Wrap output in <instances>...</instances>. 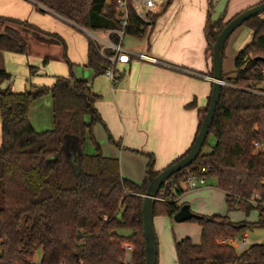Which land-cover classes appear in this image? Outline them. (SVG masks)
I'll list each match as a JSON object with an SVG mask.
<instances>
[{"label":"trees","instance_id":"trees-1","mask_svg":"<svg viewBox=\"0 0 264 264\" xmlns=\"http://www.w3.org/2000/svg\"><path fill=\"white\" fill-rule=\"evenodd\" d=\"M32 2L42 13L51 12L81 27L118 29L121 25L117 5L108 0ZM129 20L128 33L142 39L143 21L135 12H130ZM228 21L223 16L208 19L209 50ZM242 25L252 29L253 37L238 52L235 70L223 71L224 84L209 133L215 144L209 152L203 148L190 166L162 184L154 216H174L183 205L178 200L184 192L181 183L187 174L196 173L217 179L229 211L250 215L257 210L258 217L253 222L235 221L227 214L213 213L190 219L200 225L201 241L195 243L190 236L175 241L179 264H264V243H252L239 252L224 242L248 228L264 227V94L258 92L264 88V13ZM111 36L118 40L116 34ZM30 38L47 41L36 25L0 15V51L27 53ZM110 65L89 38L88 66L94 74H103ZM29 68L32 74L39 69ZM10 77L0 68V264H145L143 195L148 181L162 170L150 163L144 181L137 183L122 175L117 157L103 154L93 133L101 120L95 107L99 96L86 79L70 73L57 75L51 86L2 90L1 84ZM46 93L52 96L54 126L38 131L29 110ZM87 135L95 145L93 154L85 152ZM73 145L76 160L69 156ZM253 194H258V205L251 202ZM126 242L134 247L130 257L123 248ZM40 248L42 259L35 263Z\"/></svg>","mask_w":264,"mask_h":264},{"label":"crops","instance_id":"crops-1","mask_svg":"<svg viewBox=\"0 0 264 264\" xmlns=\"http://www.w3.org/2000/svg\"><path fill=\"white\" fill-rule=\"evenodd\" d=\"M262 1L264 0H172L158 13L159 16L143 37L145 44L142 50H136L148 52L160 62L153 63L133 57L127 63L116 65L115 71L118 75L116 81H112L104 73L95 75L93 69L88 66L89 39L87 41L81 39L80 58H76L71 55V46H68L60 33L39 26L42 23L35 13L38 15L44 13L36 8L32 0L28 2L0 0V14L26 20L39 27L47 37V41L43 42L30 38L29 51L21 53L29 55L32 52H39L37 54L42 59L43 67L28 62L27 76L21 79L18 86H15L16 80L5 65L6 60L12 57L10 52L0 51L2 59L0 68L11 74V77L1 84V89L11 88L22 92L32 84L46 85L36 83L34 80L36 77L47 75L44 67L50 61L65 60L70 66V73L86 79L92 92L99 96L95 107L100 113L101 120L94 125L93 133L103 154L117 157L120 160L122 175L142 183L150 163L154 164L155 170H163L184 154L196 138L202 112L208 105L213 88V75L210 74L213 64L212 49H208L207 36L208 19L217 20L223 16L224 20H230ZM2 5L6 7L5 12L1 9ZM54 15L74 24L59 15ZM52 34L57 35L63 42L58 41ZM72 37L77 39L74 32ZM30 65L39 67L36 74L30 73ZM56 76L53 75V83ZM193 101L196 102L195 106H188ZM31 107L30 121L36 130L41 131L34 121L35 117L30 113ZM86 120H90L89 115L86 116ZM87 138L92 142L89 135ZM1 142L0 117V145ZM85 152L93 154L96 150L92 152L85 148ZM215 183L217 184V179ZM181 185L184 192L178 197L179 204H189L195 213L213 214L212 207L202 206L201 200L211 196L214 189L221 191L225 199V193L210 184L209 178L206 185L196 190H190L186 182H182ZM194 204L197 205L195 208ZM154 225L159 247L158 264H179L175 241L184 238V235L175 237L172 242L171 216L155 215ZM200 230L202 232L201 227Z\"/></svg>","mask_w":264,"mask_h":264},{"label":"rangeland","instance_id":"rangeland-1","mask_svg":"<svg viewBox=\"0 0 264 264\" xmlns=\"http://www.w3.org/2000/svg\"><path fill=\"white\" fill-rule=\"evenodd\" d=\"M25 1L28 2V0ZM29 3L32 4L30 1ZM1 9L3 12L6 11V7L4 5H2ZM35 14H36L35 16H37L42 23V25H39L40 27L48 31L60 33L66 39L68 46L69 45L71 46V55L76 58H80L81 39L87 41V39L92 38V36L90 35V30H91L90 28L76 26L70 22H66L58 18L57 16H55L50 12L41 15L40 14L38 15L37 13ZM0 15L5 16L3 14ZM73 32L76 34L77 39H73L72 37ZM252 35H253V31L245 25L239 26L230 35L224 51V60H223L224 72L230 73L235 70V58L238 52L251 42ZM144 42H145L144 38L138 39L133 35L127 33L124 37L123 43L125 46L130 47L132 49L142 50L145 44ZM37 53L39 52L36 51V52H32V54L27 55V54L10 52L12 57L6 60L5 65L8 71L12 73L13 79L16 80L15 86H18L21 82V79H24L27 76L28 62L32 64H36L39 67H43L42 59ZM68 57L70 58L69 50H68ZM1 64H2V59L0 58V66ZM44 69L47 72V75L36 77L34 81H36V83L46 84L47 86L53 84L54 81L53 75H68L70 73V66L65 60H52L44 67ZM88 72L89 71L86 72V75H88ZM35 101H34L35 103L31 107L32 109L30 113L32 114V116L35 117L34 121L39 127L38 129L41 130L51 129L54 126L51 94L46 93L45 95H43L42 97L38 98ZM86 142H85L86 150L87 151L91 150L92 152H95L96 150L95 145L92 142H90L89 138H87ZM214 144H215V137L213 134H210L208 137V143L204 147V152H209ZM69 156L72 159L75 158L73 153L70 154ZM215 182L216 179L214 177L209 178V183L216 187L217 184ZM201 201L203 202L201 204L202 206L212 207L211 211H214L212 213L223 214V215L227 214L233 220L247 219L253 222L257 220L258 217L257 210H253L250 213V215H246L244 212L239 210L231 211V212L228 211L223 193L216 189H214L213 194L211 196L203 198V200ZM254 204L258 205L259 203L255 202ZM196 206L197 205L194 204L193 207L195 208ZM198 214H202V213H198ZM172 222H173L172 228L174 227L173 230L170 227L172 242L175 237L179 238L180 235H184L183 237L190 236L196 242L200 241L201 230L199 224L196 221L188 220L185 222H177L174 219V217H172ZM124 232L129 233V231L127 232L126 230ZM245 233L246 236L248 237V244L255 242L264 243V227H251L248 228V230ZM245 247L246 244L243 243H241L240 246L235 245V248H237L239 252L243 251ZM42 254L43 251L41 248L36 251L34 257L35 263H37L38 260H41Z\"/></svg>","mask_w":264,"mask_h":264},{"label":"water","instance_id":"water-1","mask_svg":"<svg viewBox=\"0 0 264 264\" xmlns=\"http://www.w3.org/2000/svg\"><path fill=\"white\" fill-rule=\"evenodd\" d=\"M264 13V1L256 4L246 10L240 12L235 17L230 19L221 30L215 43L211 45L212 49V69H213V88L211 92L210 102L208 104L202 124L196 135L191 149L180 159L171 163L164 168L156 177L148 181L147 189L143 195L142 206V226L145 241V264H158V240L154 225V208L158 199V194L163 183H165L173 174L182 171L190 166L193 161L202 152L206 140L210 133L215 111L217 109L221 87L224 84L223 80V60L226 42L230 35L241 26L246 20L252 16ZM72 150L76 154V148L73 145ZM76 160V157H75ZM200 215L191 210L189 204L185 203L174 214V219L177 222L188 221L192 218H197Z\"/></svg>","mask_w":264,"mask_h":264},{"label":"built area","instance_id":"built-area-1","mask_svg":"<svg viewBox=\"0 0 264 264\" xmlns=\"http://www.w3.org/2000/svg\"><path fill=\"white\" fill-rule=\"evenodd\" d=\"M168 1L169 0H108L109 3L114 2L119 9L121 20L120 28L91 29L90 35L92 36L91 39L98 46L100 54L107 58V60L111 63V65L105 70L104 74L112 81H116L117 79L118 74L115 71L116 65L119 63H127L133 57H138L144 61L153 63L160 62L157 57L149 54L148 52L133 50L125 46L123 42L130 26V12H135L137 16L143 21L145 28L143 37H145L153 25L154 17L165 9V7L168 5ZM112 34H116L118 40H114L111 36ZM258 92L264 94V88L262 90H258ZM255 144L256 146H260L259 142H256ZM185 182L187 183L190 190H196L199 187L206 185L207 177L198 175L196 173H189L185 176ZM257 198L258 194H253L251 197V202H257ZM224 242H227L233 246H240L241 243L246 244V247L243 250L248 249L252 244H248V237L246 236L245 232L242 235L236 236L234 238L225 239ZM123 248L125 249L127 256L130 257L134 249L133 245L126 242L123 244Z\"/></svg>","mask_w":264,"mask_h":264}]
</instances>
